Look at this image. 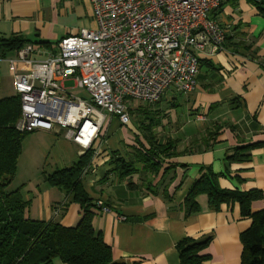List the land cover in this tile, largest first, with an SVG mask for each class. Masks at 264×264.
Returning a JSON list of instances; mask_svg holds the SVG:
<instances>
[{
  "label": "crops",
  "instance_id": "crops-1",
  "mask_svg": "<svg viewBox=\"0 0 264 264\" xmlns=\"http://www.w3.org/2000/svg\"><path fill=\"white\" fill-rule=\"evenodd\" d=\"M211 17L226 38L221 50L206 48L200 54L194 92L173 89L170 96L165 92L158 103L139 109L145 122L135 126L130 121L121 124L118 116L103 111L99 139L89 149L64 136L57 138L61 132L56 130L35 129L34 136L51 142L37 143L23 157V173L14 179L30 201V218L64 227L77 223L79 205L45 176L71 167L90 151L82 185L99 208L92 225L111 247L113 262L179 264L180 240L210 237L204 250L208 264H241L240 234L251 219L240 214L237 202L216 210L206 195H200L199 212L185 215L180 207L201 167H210L221 188L255 190L260 194L251 203L252 211L264 208V10L251 0H227ZM95 27L91 0H0V39L20 35L27 41L23 47L32 49L30 58L43 59L56 50L60 39ZM17 51L0 48V98L16 95L15 73L29 71V63L21 61H15L14 71L9 69L8 61L16 59ZM168 99L172 108L163 110L160 106ZM146 136L157 143L175 141L176 155L164 157L156 175L139 161L132 174L114 170L117 156L134 159L137 151L149 148ZM254 144L247 150L248 159H227L235 148ZM23 154L22 150L20 158ZM98 201L109 211H103ZM52 264L65 263L55 259Z\"/></svg>",
  "mask_w": 264,
  "mask_h": 264
},
{
  "label": "built area",
  "instance_id": "built-area-1",
  "mask_svg": "<svg viewBox=\"0 0 264 264\" xmlns=\"http://www.w3.org/2000/svg\"><path fill=\"white\" fill-rule=\"evenodd\" d=\"M226 1L91 0L95 28L60 39L43 59L30 58L27 46L8 61L11 71L15 61L29 63L27 73L14 75L21 105L16 129L64 130L66 139L89 149L99 139L103 111L128 124V98L154 105L169 88L194 92L200 54L223 48L226 33L211 12Z\"/></svg>",
  "mask_w": 264,
  "mask_h": 264
},
{
  "label": "trees",
  "instance_id": "trees-1",
  "mask_svg": "<svg viewBox=\"0 0 264 264\" xmlns=\"http://www.w3.org/2000/svg\"><path fill=\"white\" fill-rule=\"evenodd\" d=\"M251 2L264 10V0ZM26 42L20 35H13L9 39H0V48L19 50ZM40 44L48 46L47 42ZM20 110L17 95L0 98V264H52L55 259L65 264H116L112 260L111 247L104 242L101 231L92 225L99 208L82 185L81 174L89 162L90 151L81 155L71 167L56 169L45 176L50 185L71 194L79 205V219L73 226L64 227L58 222L30 218V201L23 197L21 188H9L15 179L22 141L30 133L16 129ZM146 134L149 135L148 131ZM146 141L149 148L137 151L134 159L130 157L125 161L117 156L114 170L124 176L132 174L137 170L134 162L139 161L147 172L156 175L162 159L176 155L172 150L175 141L157 143L152 136H146ZM253 146L255 144L237 147L227 159H248L247 150ZM259 194L255 190L223 189L218 184V175L210 167H201L180 207L185 215L199 212L200 195H206L208 205L216 210L222 204L237 202L240 214L251 219L250 226L240 234L241 264H264V208L258 211L251 208L252 201ZM210 239L186 237L180 240L176 244L179 264H208L209 255L204 250Z\"/></svg>",
  "mask_w": 264,
  "mask_h": 264
},
{
  "label": "rangeland",
  "instance_id": "rangeland-1",
  "mask_svg": "<svg viewBox=\"0 0 264 264\" xmlns=\"http://www.w3.org/2000/svg\"><path fill=\"white\" fill-rule=\"evenodd\" d=\"M72 81H66L65 82V87L67 88H70L72 86ZM172 90L173 88H169L167 91H166V95L167 96H170V94L172 93ZM69 92L75 96V97H82V98H88V95L81 89H71L69 90ZM150 104H147V103H144L142 101H139V100H135V99H131V98H128L125 100V106L127 108V112L129 113L130 115V122L135 126V125H138L139 123L143 124L145 122V119H144V116H143V113L139 110V109H148V106ZM152 106V105H150ZM163 110L165 108H172L170 105H169V99L168 100H164V102L162 103V105L160 106ZM174 108H177L178 109V112H181V109L180 107H174ZM153 110V108H152ZM137 111H139V113L135 114ZM184 112V109H182V113ZM151 113V112H149ZM171 114V112H170ZM179 114V113H178ZM117 117V116H116ZM150 118V117H148ZM178 120L181 121V118L182 120L185 121V117L184 116H180L178 115L177 116ZM149 120V119H148ZM64 131V130H63ZM63 131L61 132L60 135L56 136L57 138L59 137H63ZM37 131H33V132H30L29 134H27L23 141H22V150H23V155H22V158H20V161H19V164H18V169L16 171V177L19 178V176H21V173H23V170H24V160H23V157L26 156V154L32 152L35 148V145L37 143H41L42 145H47L49 142L51 141H46V139H42L40 137L37 138V136H34L36 134ZM55 137V139H56ZM57 140V139H56ZM39 157V156H38ZM40 160H42V158L40 157ZM15 177V179H16ZM16 184L18 185L19 184V180H14L12 182V184L10 185L9 188H13L14 186H16Z\"/></svg>",
  "mask_w": 264,
  "mask_h": 264
}]
</instances>
